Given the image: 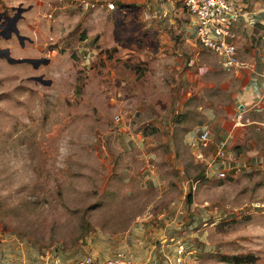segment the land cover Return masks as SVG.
I'll use <instances>...</instances> for the list:
<instances>
[{"label":"rangeland","instance_id":"1","mask_svg":"<svg viewBox=\"0 0 264 264\" xmlns=\"http://www.w3.org/2000/svg\"><path fill=\"white\" fill-rule=\"evenodd\" d=\"M67 1L22 2L36 10L19 24L32 43L0 41L14 58L50 61L34 69L0 58V264H69L104 253L103 238L183 195L228 205L264 202L260 173L213 181L199 175L186 132L204 108L225 112L241 82L217 55L153 15L169 0L114 2L108 13L111 0L88 8ZM11 4L18 1L0 0V9ZM244 29L237 42L255 48L261 36ZM41 73L50 86L29 80ZM180 89L189 93L183 112L162 129ZM126 111L130 118L115 120ZM135 130L153 139L157 179L168 191L143 185L141 151L130 144ZM167 137L181 172L169 164ZM212 228L217 252H206L203 264H264V213ZM236 258L244 261H230Z\"/></svg>","mask_w":264,"mask_h":264},{"label":"crops","instance_id":"2","mask_svg":"<svg viewBox=\"0 0 264 264\" xmlns=\"http://www.w3.org/2000/svg\"><path fill=\"white\" fill-rule=\"evenodd\" d=\"M15 1H18L19 3L24 1L28 2L31 0ZM111 1L124 2L127 0ZM173 2L174 0H170L165 3L163 6V9L165 8L164 11L163 9L159 10L160 8H156L158 9V11H163L164 13H166V16L160 17V12L158 11L153 12V15L158 12L157 16L159 20L164 23V25L171 24L172 26H174V29H177L181 32L186 28L185 21H189L190 18L182 10L180 4L176 5ZM244 2H246V10L248 11V16L250 18H254V21L253 24H250V22H247L245 19L244 21L241 20L234 24L233 30L237 36L236 38H238L239 35L241 36L243 34L240 30H245L244 28H251L253 30V33L257 31L258 35L261 36L262 39L259 45L256 46L255 44V48H250V46L247 47L245 41H243L242 44H246V46H242L241 41H236L238 46L239 61L243 64V67L237 68L238 71L235 74V78H238L241 84L233 94L231 103L229 107L227 106L225 112H223L222 114L216 113L215 110L209 106L204 108L202 111V119L208 122L212 132V142L208 151L213 150L218 143H220L223 139L226 140L229 137L228 147L234 153V158L238 163L252 162V160L257 158H261L262 160H264V0H252L250 1V3H252V6L250 7L248 6L249 2H247V0ZM259 3L262 4L260 6H257V4ZM104 10L105 13L109 12L106 9ZM35 11L36 10L34 6H32V9L25 13V18H27L28 15H31ZM248 24L250 28L248 27ZM239 111L242 112V119L240 123L238 121L237 123H235L237 120L235 119V117L237 114H239ZM174 112L175 103L173 113L171 115L176 117L177 115H175ZM167 118H165L163 122L162 129L168 130L169 128V125L166 123ZM171 121H173V118L171 119ZM196 125H194L186 132V145H188L189 140H191V138L194 136ZM248 130L252 132L255 131L256 133H252L253 136L247 138L246 134H248ZM167 136L169 137V135ZM168 137L165 138V143L168 146L167 150L169 148V153H173V157L168 159L169 164L173 168H177L179 172H181L183 168L180 166V164L177 163L179 161L174 157L173 140ZM149 138L150 137L147 136V139ZM151 140L153 139H149V141L151 142V149H153V147H155V144L154 141L152 142ZM153 155L157 160V156H155V154ZM193 160L194 163L199 166V175L201 176V178L206 181H213L204 178L202 164L195 160L194 156ZM255 172L264 175V169H258ZM233 175L248 174L232 173L229 176ZM166 189L167 188L165 187V191H168ZM183 196L172 200L168 204H165L158 209H154L152 206L149 207L146 211L137 215L125 231L112 235L111 238H103L102 241L105 244L107 250L106 252L99 254L96 251H93L92 255L103 259L108 254L110 255L112 252H115L118 249H123L133 260L138 261L142 264H173L172 259L174 260V257L172 255L177 241L180 239L183 240L184 238H186L185 236H188L192 233L184 228L185 224H183V216L179 215L178 218L171 211L175 212L176 206H179L183 209H185L187 206L190 209L192 208L196 211L195 216L193 217L195 223H192V225L196 226V228H199V223L207 214V211H209L214 206L221 208L224 205H228L220 201L211 202L208 200H203L202 202H197L192 198L188 200L187 197H185L186 199H184ZM205 203H207L208 206H206ZM171 204L175 205V207H170ZM213 226L214 225H209L205 227L202 231H200L199 235L201 236V239L204 243L215 246L216 243L211 242L208 236L212 232ZM94 241L98 242L99 239L93 240L92 243ZM205 253L206 252L200 253L196 257L195 261H188L187 264H203L202 256Z\"/></svg>","mask_w":264,"mask_h":264},{"label":"built area","instance_id":"3","mask_svg":"<svg viewBox=\"0 0 264 264\" xmlns=\"http://www.w3.org/2000/svg\"><path fill=\"white\" fill-rule=\"evenodd\" d=\"M64 1V0H62ZM170 1V0H169ZM178 1L182 10L190 18L185 21V30L183 37L192 42L195 46H200L202 49L208 50L217 55L219 63L223 69L230 70L234 74L237 73L238 67H243L238 57L237 36L233 30L234 24L241 20H245L253 24L254 18L248 16L246 3L243 0H175ZM175 1L173 3H175ZM69 4L73 3L75 7L83 6L84 8L98 6L94 0H68ZM70 9V8H69ZM105 9L112 12L116 9L113 1L106 3ZM159 9V8H158ZM163 9V8H161ZM150 10V8L148 9ZM160 10V9H159ZM160 12V17L166 16L163 11ZM157 12V13H158ZM155 13V14H157ZM253 17V16H251ZM189 94V93H188ZM186 91L179 90L175 100V115L181 114L184 103L187 99ZM132 111L122 112L115 116V120H123L130 118ZM173 115L166 119V123L171 124ZM236 122L240 123L242 112L235 117ZM148 125V124H147ZM139 133V134H138ZM134 142L133 146L140 151V158L143 164L141 171V181L143 185L148 183L152 187L158 186L162 189V183L157 179V165L154 160V155L151 149V142L147 136L139 131H134L131 135ZM229 138V137H228ZM228 138L223 139L218 143L213 150H209L212 142L211 128L205 120L201 119L196 125L194 136L189 140L188 145L192 150V154L198 162L203 166V174L205 179L210 180H225L232 173L250 174L258 169H264V160L257 158L252 162L238 163L234 158V153L228 147ZM164 191V188L162 189ZM186 196H183L184 199ZM208 206L207 203H205ZM170 207H175L171 204ZM174 213L178 218L183 216L184 228L190 231V235L185 236L183 240H176L172 259L173 264H187L188 261H195L200 253L217 252L216 247L211 244H206L202 241L199 235L205 227L209 225H217L220 223L241 220L249 216L264 213V202L251 201L240 205H224L221 208L213 207L199 223V228L193 226L195 223V210L188 206L183 209L176 206ZM194 233V234H193ZM42 264H66L58 259H53L50 262ZM69 264H142L133 260L125 250L118 249L115 252L108 254L105 258L100 259L95 256H83L76 258Z\"/></svg>","mask_w":264,"mask_h":264},{"label":"flooded vegetation","instance_id":"4","mask_svg":"<svg viewBox=\"0 0 264 264\" xmlns=\"http://www.w3.org/2000/svg\"><path fill=\"white\" fill-rule=\"evenodd\" d=\"M21 3L22 2H19L17 5H7L6 7H3L0 9V41H4V42H8V41L14 42L15 41L20 48H24L25 42L32 43V40L26 34L21 33L19 31V24H20V22L25 20V13L30 11L32 9V6L31 5L23 6V4H21ZM15 16H17L16 26H17V29L19 31V34L21 36L26 37L23 39L22 42L19 41L17 35L15 34L14 30L12 29V23H13L12 18ZM8 47H9L8 45H5L4 47H0V48H8ZM10 55H11V53H10ZM0 58H3L6 61H8V59L1 52H0ZM20 58L40 59L41 61L39 63L31 62V61L23 62L26 64H30L32 67H34V69H38V68H40V66L49 64V62H50L49 60L47 62L42 60V59H46L45 56L23 55ZM9 63H11V62H9ZM19 64H21V63H19ZM35 76H42L43 79H47L45 77V74L41 73L38 75L29 76V80H32L34 82L41 84L42 80L38 81V80L32 79ZM44 86H46V85H44Z\"/></svg>","mask_w":264,"mask_h":264},{"label":"water","instance_id":"5","mask_svg":"<svg viewBox=\"0 0 264 264\" xmlns=\"http://www.w3.org/2000/svg\"><path fill=\"white\" fill-rule=\"evenodd\" d=\"M12 20H13L12 29L14 30L15 34L17 35L19 41L22 42L23 39L26 38V37L21 36L19 34V31H18L17 26H16L17 16L13 17ZM0 52L8 59L9 62L14 63V64L15 63L17 64V63L29 62V61L39 63L41 61L40 59L14 58V57H12L10 55V51H9L8 48H0ZM42 60L45 61V62H47L49 59L46 58V59H42ZM32 79L33 80H38V81L42 80L41 84L46 85V86H49L52 83V80H50V79H43L42 76H35Z\"/></svg>","mask_w":264,"mask_h":264},{"label":"trees","instance_id":"6","mask_svg":"<svg viewBox=\"0 0 264 264\" xmlns=\"http://www.w3.org/2000/svg\"><path fill=\"white\" fill-rule=\"evenodd\" d=\"M228 177H229V176H228ZM228 177H227V178H228ZM227 178H226V179H227ZM190 196H191L190 194L187 196V199H188V200H190V198H191ZM230 261H232V262H234V263H241V262L244 261V259H243V258H236L235 260H230Z\"/></svg>","mask_w":264,"mask_h":264}]
</instances>
